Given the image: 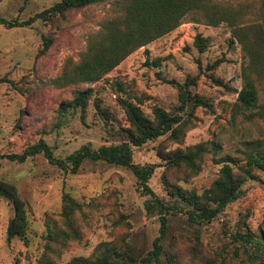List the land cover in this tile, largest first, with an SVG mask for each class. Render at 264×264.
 Instances as JSON below:
<instances>
[{
	"label": "rangeland",
	"instance_id": "374dc122",
	"mask_svg": "<svg viewBox=\"0 0 264 264\" xmlns=\"http://www.w3.org/2000/svg\"><path fill=\"white\" fill-rule=\"evenodd\" d=\"M59 1L0 0V19L23 22ZM130 1L103 0L50 22L0 26L1 176L18 187L29 216V245L20 239L8 242L13 210L0 199V264H68L92 256L102 243L121 246L125 241L139 260L160 236L159 210L147 209L156 198L176 208L161 242L163 264H260L264 258V172L255 171L243 186L245 195L205 225L189 221L190 208L171 196L167 185L202 194L217 179L220 160L245 164L251 145L264 139V116L234 109L247 79L254 82L258 105L264 109V0H214L236 13L235 20L213 27L191 14L175 31L130 55L105 80L65 88L53 85L66 63L80 61L103 24L120 15ZM199 34L207 39L204 53L194 46ZM45 38L51 40L47 50ZM190 79L195 84L189 92L207 100L209 107L183 111L180 86ZM89 88L94 95L85 110L62 111L76 92ZM125 99L140 103L149 117L158 106L189 121L182 142L166 136L134 149L135 164L158 166L149 182L154 195L124 167L87 161L71 174L43 155L23 164L8 159L41 140L61 160L88 144L98 149L122 142L129 128L121 105ZM200 144L207 152L197 176L187 179L184 170L166 167L162 157ZM67 194L82 204L70 220L64 216ZM249 233L251 244L241 242Z\"/></svg>",
	"mask_w": 264,
	"mask_h": 264
},
{
	"label": "trees",
	"instance_id": "16d2710c",
	"mask_svg": "<svg viewBox=\"0 0 264 264\" xmlns=\"http://www.w3.org/2000/svg\"><path fill=\"white\" fill-rule=\"evenodd\" d=\"M103 0H60L54 6L26 21H9L0 19V26L18 28L32 26L38 21L50 22L56 17H63L66 13L83 9L101 3ZM214 0H131L120 15L107 20L97 36L89 41L88 49L81 55L78 62L68 61L61 76L54 79L53 85L65 88L71 85L93 84L105 80L106 76L119 67L130 55L159 38L175 31L182 21L191 14H196L198 19L204 20L208 25L218 27L224 22L235 20L236 13L229 8H223L213 3ZM51 40L44 39L47 50ZM194 46L200 53L207 48V39L203 35H197ZM44 49V50H45ZM194 80H189L184 86H180V98L184 110L190 107H209L207 100L199 96H193L189 92V86L194 85ZM120 91H124L123 85L118 83ZM125 92V91H124ZM94 95V90L89 88L78 91L73 101L61 106L66 112L70 107L85 110L88 101ZM258 90L252 81L247 79L243 90L239 93L238 101L234 109L238 112H251V115L264 116V109L258 105ZM121 105L128 118L129 128L127 137L122 142L112 145H103L94 149L90 144L83 146L65 160L55 157L51 147L41 140L30 146L23 154L8 156L12 162L23 164L30 158L43 155L53 166L59 169L77 174L87 162H102L112 166L124 167L133 172L143 190L153 194L149 182L155 174L157 165L141 166L134 162V149L142 147L149 142H155L168 136L175 143H180L186 136L189 121L181 115H172L165 109L156 106L152 117L145 114L140 103L134 99L121 100ZM98 108L100 105L98 104ZM103 114L106 115V113ZM207 148L200 144L186 150L178 149L167 156L162 157L166 161L167 168L184 170L187 179L197 176L202 171V161ZM222 165L217 179L211 187L202 194L187 191L177 185L169 186V193L177 197L189 209L186 212L189 221L196 225H205L215 220L228 206L239 201L244 195V184L251 178L255 171L264 172V139L256 141L246 155V163L241 164L230 158L220 160ZM2 162L0 160V199L7 200L13 210V217L7 228V240L14 239L24 241L29 245L27 232L29 229V216L25 201L21 198L18 187L2 179ZM64 216L66 219L80 211L82 204L70 195L64 196ZM147 209L159 210L160 236L156 239L153 249L138 260L132 247L127 241L121 246L111 243H102L90 257H77L68 264H163L162 255L164 247L162 240L168 233V216L173 214L175 207L168 206L160 199L147 203ZM67 236L66 232L60 233ZM253 235L245 236L241 242L251 244ZM170 264H178L170 260ZM260 264H264V258Z\"/></svg>",
	"mask_w": 264,
	"mask_h": 264
}]
</instances>
